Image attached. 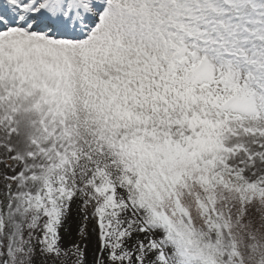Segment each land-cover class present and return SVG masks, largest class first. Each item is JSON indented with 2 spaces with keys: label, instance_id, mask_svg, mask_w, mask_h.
<instances>
[{
  "label": "snow or ice",
  "instance_id": "6c2138e0",
  "mask_svg": "<svg viewBox=\"0 0 264 264\" xmlns=\"http://www.w3.org/2000/svg\"><path fill=\"white\" fill-rule=\"evenodd\" d=\"M0 149V264H264V0H0Z\"/></svg>",
  "mask_w": 264,
  "mask_h": 264
},
{
  "label": "rangeland",
  "instance_id": "374dc122",
  "mask_svg": "<svg viewBox=\"0 0 264 264\" xmlns=\"http://www.w3.org/2000/svg\"><path fill=\"white\" fill-rule=\"evenodd\" d=\"M3 151V149H0ZM83 214L80 213L76 206H73L72 212L64 225V230H62L63 244L70 246L73 242H79L82 237L79 234V229L82 226ZM92 223L89 224V239L85 241L87 243V259L90 262L93 259L94 253L97 248V238L96 234L91 231Z\"/></svg>",
  "mask_w": 264,
  "mask_h": 264
},
{
  "label": "bare ground",
  "instance_id": "6f19581e",
  "mask_svg": "<svg viewBox=\"0 0 264 264\" xmlns=\"http://www.w3.org/2000/svg\"><path fill=\"white\" fill-rule=\"evenodd\" d=\"M3 151L2 150H0V153H2Z\"/></svg>",
  "mask_w": 264,
  "mask_h": 264
}]
</instances>
